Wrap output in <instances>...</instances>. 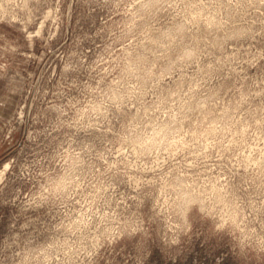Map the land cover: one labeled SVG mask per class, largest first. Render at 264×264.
Masks as SVG:
<instances>
[{"label":"rangeland","instance_id":"obj_1","mask_svg":"<svg viewBox=\"0 0 264 264\" xmlns=\"http://www.w3.org/2000/svg\"><path fill=\"white\" fill-rule=\"evenodd\" d=\"M0 174V264H264V0H0Z\"/></svg>","mask_w":264,"mask_h":264},{"label":"bare ground","instance_id":"obj_2","mask_svg":"<svg viewBox=\"0 0 264 264\" xmlns=\"http://www.w3.org/2000/svg\"><path fill=\"white\" fill-rule=\"evenodd\" d=\"M3 172V171H2ZM0 175H3V174H0ZM1 180V179H0Z\"/></svg>","mask_w":264,"mask_h":264}]
</instances>
